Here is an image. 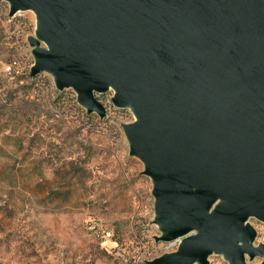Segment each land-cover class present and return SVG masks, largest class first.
<instances>
[{"label":"water","instance_id":"1","mask_svg":"<svg viewBox=\"0 0 264 264\" xmlns=\"http://www.w3.org/2000/svg\"><path fill=\"white\" fill-rule=\"evenodd\" d=\"M4 1L35 15L30 76L50 73L100 118L110 89L131 110L155 239H179L150 263L264 264L249 222L264 223V0Z\"/></svg>","mask_w":264,"mask_h":264},{"label":"rangeland","instance_id":"2","mask_svg":"<svg viewBox=\"0 0 264 264\" xmlns=\"http://www.w3.org/2000/svg\"><path fill=\"white\" fill-rule=\"evenodd\" d=\"M35 24L31 10L10 15L0 0V264H151L175 251L179 239H155L152 182L122 128L131 110L114 106L110 89L96 94L100 118L50 73L30 76ZM249 222L264 243V223Z\"/></svg>","mask_w":264,"mask_h":264},{"label":"built area","instance_id":"3","mask_svg":"<svg viewBox=\"0 0 264 264\" xmlns=\"http://www.w3.org/2000/svg\"><path fill=\"white\" fill-rule=\"evenodd\" d=\"M17 65H18V63H17L16 59H11L10 61L3 63V68H4V71L6 73L10 74L15 70Z\"/></svg>","mask_w":264,"mask_h":264}]
</instances>
